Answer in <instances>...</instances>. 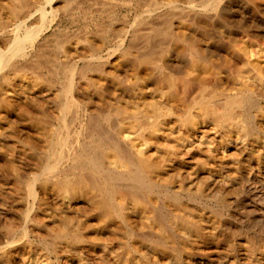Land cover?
<instances>
[{
    "label": "bare ground",
    "instance_id": "6f19581e",
    "mask_svg": "<svg viewBox=\"0 0 264 264\" xmlns=\"http://www.w3.org/2000/svg\"><path fill=\"white\" fill-rule=\"evenodd\" d=\"M112 1L115 0H0V8H7L5 16V11L0 9V124L7 123L9 127L5 128L13 130V140H24L21 141L22 145H26L24 148L28 147V150L37 149L38 146L35 140L22 135L25 131L15 127L18 117L14 113L17 111L24 124H29L30 129L40 133L39 138L43 141L55 133L50 130L54 128L55 121L60 122V127L69 130V124L82 117V113H79L81 105L85 103L87 107L83 112L84 120L79 121L80 129L73 130L78 140H72L68 132L67 137H62L65 133L59 134L57 131L55 135H60V138L57 136L59 139L52 140L51 143L56 144V147L51 145V152L46 153L47 163L43 161L44 166L33 165L37 171L31 174L29 169L31 177L26 172L30 165H16L23 168L22 172L19 170L22 173L20 177L24 175V180L30 177L25 182L21 181L23 178L17 180L19 172L17 167H13V154L7 153L8 156L5 153L9 162H13L12 166L8 162L1 164L0 161V193L16 191L19 195L17 186L20 188V183H23L28 193L25 196H30L28 212H25L28 214L21 229L17 227L20 225L15 227L14 223H11L14 227L9 225L8 228L10 222L4 224L2 220L6 231L0 234V264H38L30 258L33 257L30 255L33 249L30 237L45 234L41 233L42 230L39 232V227L43 225L41 214H52L48 213L52 204H57L59 211L66 208L71 213H68L71 215L69 218L63 212L69 220L63 218L61 228L51 230L45 225L42 228L45 230L44 227H47L45 232L52 237L53 245L49 243L50 246H53L58 257L65 258L66 264H82L81 258L71 256V250L75 248L72 246L73 241L82 239L86 234L100 233L95 234L99 239L100 259L105 255L101 248L106 250L105 253H112L114 244L109 245L110 239L106 240L108 238L105 239L103 235L110 233L109 238L119 239L122 243L124 235L121 233L124 234V230L121 224H129L135 233L134 238L140 241L137 251L143 261L151 260V264H159L160 258L171 257V239L174 240L177 233L184 237L187 228L190 233L198 232L193 219L191 223L185 222L182 215L172 213L171 200L178 206V211L180 207L190 217L192 212L189 211L193 208L189 209L191 207L188 208L187 204L184 206L180 196H217L219 193L215 185L228 175L221 172L228 166L224 165V158L230 156L229 159L233 160L230 162L238 170V151L245 153L248 163L241 166L247 173L243 176L244 181L250 183L253 179L254 182L259 177L261 186H264V162L252 165L246 149L250 142L264 148V41L261 39L264 35V19L260 23L243 19L245 22L234 23L237 30L222 31L218 35L207 34L201 29L209 27L210 16L224 14L225 7L231 5L226 0H116L121 1L122 6L129 7L128 12L134 8L136 11L141 10L127 26L128 19L125 22L124 18H117L118 15L113 14L116 3L113 5ZM74 5L91 8L98 14L93 19V30L84 31L81 35L85 39L82 43L84 47L87 43L86 48L92 50L91 57L86 59L85 54L79 51L78 56L74 55L68 40L63 41L60 42L59 56L55 54L59 57L57 66L54 63L57 57L53 55L52 61L45 53L49 38L45 39L43 35L55 25L69 35L79 22ZM157 14L163 16L161 21L154 17ZM103 45L106 47L105 56L99 51ZM75 57L82 60L83 64ZM48 62L52 66L47 70ZM60 67L66 69L64 73L69 69L71 76H65L67 82L62 84L64 91L60 89L65 99L57 103L59 107L63 104L62 114L58 116L48 103H44L43 98L54 92L53 77H57ZM45 70L49 72L48 75ZM90 74H95L96 78ZM101 80L103 82L99 83ZM16 83L35 93L37 99L29 100L34 110L20 106L19 99L9 98L12 91L16 90L11 88ZM86 83L93 89L91 96L98 100L85 102L81 93ZM2 111L7 114L1 115ZM68 114H71L69 121L66 118ZM237 121H240L238 124L242 125L243 132L255 127V137L251 141L248 134L236 138ZM240 129H236V132L242 131ZM80 135H83L82 139ZM49 139L47 142H50ZM4 141L1 143L0 140V146L9 144ZM163 141L170 144H163ZM171 142H174L172 146ZM44 143L48 146L46 141ZM9 148L13 150L11 146ZM42 150L46 152L45 148ZM21 152L25 156L28 153L26 149ZM258 156L260 160V154ZM192 159L205 160V167L198 176L201 174L210 178L215 174L210 172V168H215L217 176L212 179V184L210 181L211 185H207L206 190L198 192L183 183L185 168L194 169L193 166H186ZM9 166L15 168L12 169L13 173L18 172L15 180L9 179L13 187L4 178L11 170ZM219 171L221 173L217 174ZM174 179L180 181L177 187L172 184ZM153 198L158 199L159 203L154 202ZM51 209L55 211V208ZM58 214L55 215L59 217L61 214ZM147 214H151L152 221H155L153 224L167 227L166 233L162 230L165 236L154 231L158 229L156 225H148ZM54 218L56 220V217L51 220ZM92 218L99 222V229L95 225V229L91 226L94 224ZM171 218L179 224L180 231L178 228L176 232V229L169 228ZM53 225H56L55 222ZM17 228L21 234L15 232ZM132 240L136 243V240ZM126 249L129 251L130 247Z\"/></svg>",
    "mask_w": 264,
    "mask_h": 264
},
{
    "label": "rangeland",
    "instance_id": "374dc122",
    "mask_svg": "<svg viewBox=\"0 0 264 264\" xmlns=\"http://www.w3.org/2000/svg\"><path fill=\"white\" fill-rule=\"evenodd\" d=\"M115 1L114 2L112 1V4L116 3V6H115L116 10H114L113 14H117L118 16L115 15V17L117 16V18H121V17L124 18L125 22L128 19L127 20L128 21L127 22V26H128V23L130 21H132V18H134V16L137 13H139V12L141 13V10H137L136 11L135 8L132 9L133 11L131 10L130 12H128L127 10H130L129 7L122 6V2L121 1H119V2L118 1L115 2ZM226 1H227V3L231 4L230 7L232 6L231 7L232 9L230 7H225L226 10L224 11V14H222V13L218 14V17H217V15L210 16L209 17L210 19L208 18V22H209L208 26L209 27H206L207 28L206 30L205 29H201V32L204 31L207 34L208 33L209 34L212 33V34L218 35L222 31L226 32V31H229L230 29H236V26H234V25L237 24L240 21H242V22L250 21V22H259V23L263 22V19H264V2L263 1L264 0H259V1L258 0L257 1H254V0H226ZM75 6L76 5H74V7ZM4 8L5 7L1 6L0 9L1 10L3 9V11L7 10V8L6 9H4ZM74 11L77 14L79 22L76 24V26L74 25V27L72 28L73 31L71 33H69V35L66 32L61 31L60 30L61 28H59L58 26L56 27V25L53 28H50L49 30L45 31V33L43 35V37L45 39L49 38L45 53L48 54L47 57H50L49 59L50 60L52 59V61H54L53 58H52L53 55H54V58H55V57L59 56V54H60L59 53V50H60L59 48H61L60 47V45H61L60 42L62 43L63 41H67V40H68L67 43H68V45H69V47L71 49V53H73L74 55L78 56L79 55L78 53L81 52V53L85 54L84 57L86 59H89L91 57L90 53H91L92 50H91V48H88V49L86 48V47H88L87 43L85 44L86 46L84 47V44H82V43L84 42L85 39L83 40L81 35H83L82 33L84 31L93 30L92 29V28H94V23H93L94 20L93 19L97 18L98 14L95 13V11H93L91 8L89 10L88 8H86L84 6H79V7L76 6ZM0 13H2V11ZM6 13H7V11H5V14L3 13L4 16L6 15ZM124 16H126V18ZM154 17L155 18L157 17L158 21H161L162 18H163V16L159 17V14H157ZM221 18H224V19H221ZM243 19L244 20L246 19V20L244 21ZM231 20H232L233 23H231ZM169 21H171V19ZM85 27H86V29H85ZM170 28H171V26H170ZM52 34H54V35H52ZM78 36H80V38H82V39H80ZM262 37H261V39H263V41H264V37L263 38ZM100 44H102V42ZM99 51H100V54L105 56V52H106L105 45H103L99 49ZM55 54H57V56H55ZM45 59H46V57H45ZM56 59H58V60H56ZM56 59L55 60L57 62L54 61V63L57 66H59V62H58L59 61V57H57ZM75 60H79V62L81 64H83V61L80 60L78 57H75ZM51 63H53V62H51ZM48 65L49 66H48L47 70L50 68V65L52 66V64H49V62H48ZM47 70H45V71H46V74L48 75L49 72ZM58 70H60V71H58ZM58 70H57V73H58L57 77L56 76L53 77L54 78V83H53V85H54V90L53 91L54 92H52L48 96H45L43 98L44 99L43 101H44L45 104L48 103L50 108H53L51 110L56 115H58V116L60 115L61 116L62 113H60V112H62V109H63L62 105L63 104L61 103L60 107H59L58 104H60L59 102H61L59 100H62V98L65 97L64 93L61 92L62 90L64 91V89H63L64 86L63 85H64V83L67 82L65 76L67 74H68V76H71V72L68 69L69 73L68 72L64 73V70H66V69H63L61 67ZM45 71H44V73H45ZM63 73L65 75H63ZM90 75L93 76V77L95 76V74H93V75L90 74ZM94 78H96V76ZM102 80L99 81V83L100 82L102 83L103 82ZM96 83L99 84L98 82H96ZM97 84H95V85H97ZM19 85H17V83H16V84H14L11 87V88L16 89V90L12 91V89H10L12 91V93L13 92H15V93L14 94L11 93L9 98L10 99H14L15 98V99H17V101L19 99L18 103L20 104V106L34 110V107L30 104L31 101H29V100L37 99V97H34L35 93L33 91L24 89V87H22L21 84H19ZM85 86H86L87 89L85 88L84 90H82V93H81L84 96L83 99L85 100V102L89 103V101L91 102L92 100H98V98H95V97L91 96V93H93V89H90L91 86L88 85L87 83L85 84ZM28 87L30 88V86H28ZM56 89H58L59 92ZM60 89H61V91H60ZM57 93H59V95ZM60 94H62L63 97ZM88 94H89V96H88ZM57 95L60 96L61 98L57 97ZM64 99H63V101H64ZM51 103H53V105ZM83 104L81 105V108H80V110L82 112H80V110H79V113L80 114L82 113L80 115V116H82L81 119L75 120L73 124L70 123L73 126L72 125L70 126V124H69V130L66 127H64V126L60 127V122L59 121H55L54 122V124H55L54 128L55 129L53 128V129H50V130H52V131L54 130L53 132H55V133H57V131H59L58 132L59 134H63V133L66 134L68 132L70 134L69 137H71L72 140H74V138H75V140H78L76 138L77 133L74 134L73 130H76V129L79 130L80 129L79 128V126H80L79 124H80V122H82V119L84 120L83 112H84V109H86L87 107H86L85 103H83ZM54 105H55V107H54ZM2 112L3 113L1 115L7 114L4 111H2ZM71 114H68V117H66L68 119V121L70 120ZM14 116L18 117V118H16L17 124H14L15 127L18 126L20 129L25 131L22 135L30 137L32 140H35V142L38 144V146H37V149L36 148H33V149L29 148L30 150H28V147L24 148L26 146V145L25 146L22 145L23 144L22 142H24V140H21V139L17 140L19 142H16L15 140H13V138L11 137V135H13V134H11V132H13V130L11 131V128L6 129V128L9 127L7 125V123L4 124L3 122H1L0 126L3 124L2 127H0V136L1 137L3 136L2 137L3 139L0 137L1 143L4 141V139H6L7 141H4V143L5 142L7 144L9 143L11 148H13V150L10 149L9 148L10 147L9 144L7 145L8 147L6 146V144H4L5 146L3 144L0 146V154L3 151L2 152L3 155L1 154L2 156L0 157L1 158L0 159L1 164H4V163L8 162V164H10V166H12L14 164L13 167H17V166L19 167L21 164L24 163L26 165H30V168H28V169L26 168L27 175L30 174L28 172L29 169H30L31 174H34V172L37 171V168H35L36 166H38V165L40 166L41 164H42L41 166H44L45 165L44 163L45 162L47 163L48 157H46V155H47L46 153L49 152L52 147H56V144H54L55 145L54 146L51 142H52V140L59 139L60 135H57L58 133L56 135H55V133H53L52 135L55 137V139H54L53 136H50L51 134L48 131V134H50L49 135L50 137L48 136L47 139L50 138L49 139L50 142H47V139L43 140L44 142L46 141V143H48V146H46L45 143L42 140H40V138H39L40 133H37L34 129H30V125L29 124H24L25 123L24 120L18 116V111L14 113ZM239 122L237 121V124ZM28 125H29V127H28ZM239 125L240 124H238L236 126L238 128H235V133L237 134L236 138H237V136H238V138H240V137H242V136L244 137V136H246L248 134L247 137L249 139L251 137V139H250V141H251L252 137L253 138L255 137L254 136V132H253V129L255 127L253 129H251V130L248 129V132L246 130H244L245 132H243L242 125H240V127H239ZM3 127L4 128L6 127L5 131H4ZM240 128H242V129H240ZM236 129L237 130L240 129L242 131H237L236 132ZM6 130H8V131H6ZM9 130H10V132H9ZM244 133H246V134H244ZM65 134L61 135V136L62 137L63 136L67 137L68 134H66V135ZM57 136L59 138H56ZM79 137H80V139H82L83 135H80ZM263 138H264V133H263ZM39 140H40V142H42L44 144L40 143ZM49 143H51V144L49 145ZM163 144H170V142L167 143V141H165V142L163 141ZM172 144H174V142H171V146H172ZM41 145L42 146L45 145L46 147H48V150H47V148L45 146H44V148L46 149V152H45V150H42L44 148ZM51 145H52V147H51ZM23 149H26L27 152H28L26 156L24 154H22L23 152H21ZM246 149H248V151L245 150V152L247 151V153L250 154V155L248 154L249 155V162L252 165L257 166L259 161L264 162V151H262V149L264 150V148H262L258 144L256 145V144H252V142H250L249 146ZM5 153L6 154L8 153L10 155L13 154V157H15L13 159L14 163L12 161L9 162V159L7 157L8 154L6 155ZM244 154L245 153H243L242 151L241 152L238 151V155L239 156L237 155V158L240 159V160L238 159V162L240 164V165L238 164V170H237L236 166L235 165L233 166L232 163L230 162V161H233V160L229 159V158H231L230 156L224 158L225 159L224 160L225 161L224 162L225 166L226 165L229 166L231 164V166L235 167V168H232L231 166L229 168L228 166H226L225 168H223L221 170V172L224 171L225 174H228V175L230 174V175L229 176L227 175L226 176L227 178L225 177L224 181L219 182L222 186L219 183H217L215 185L216 186L215 188H216V190H218V193H219L217 196L216 195L213 196V194L197 195V196L191 197V198L189 196H187L186 194H183L182 196H180L181 197V201L185 203L184 206L188 205V208L191 207L189 209L193 208L191 211H189V212H192V214H191L192 216L190 215V217H189L188 216L189 213H187V212L185 213L183 210H181L180 207H179V211H178V206H176L174 204V202L171 200V204L173 205V206L171 205V208H172L171 211H173L172 213L174 215L175 214L176 215L179 214V216L182 215L181 218H183V220L185 222L187 220V221H189V223H191L192 222L191 220L193 219V222L194 221L196 222V226H197L198 232L196 234L195 233H190V231L187 230L188 229L187 228V229H185V236L184 237L180 236L177 233L175 239L174 240L171 239V257L170 258H168V257L160 258L159 261H158L159 264H264V186L263 187L261 186L262 184L259 182L260 181L259 177H256V179H254L256 182L255 181L253 182V179L250 181V183L244 181V179H243L244 177L243 176H245L247 173H244L245 170H244L243 167H244V165H247V163H248V160L246 159L247 155L244 156ZM258 154H260V160H259ZM241 156L242 157L244 156V157L242 158ZM192 160L186 166L187 167L189 165L193 166L194 169L185 168V170H184L185 172L182 173L184 175L183 183L185 184V186H190L194 190H198V192L203 190V189L206 190L205 188L207 187V185L210 186L212 184V179L217 176V175H215L216 174L215 168L214 167L210 168V172H214L215 173L214 176L212 175V176H210V178L206 177V176H204L205 177L204 178L203 175H201V174L198 176V173L201 172V169L205 167L204 166L205 165V160L203 159L204 163H203L202 159H200V160L199 159L198 160L197 159H195V160L192 159ZM43 161H45V162H43ZM11 162L13 164H11ZM194 162H195V164H194ZM261 164H263V163H261ZM33 165H36V166H33ZM10 166H9V169L12 170L13 167H10ZM241 166H243V167H241ZM20 168H18V172L19 173L16 171L18 174L16 172L13 173L14 172L13 170H15V168L12 171L9 170V173H10V171L12 173H10V174L8 173V175H11V176L7 175L8 177L7 176L4 177V178H6V180L8 179L7 182H9L10 181L9 179H11V178H12L11 181H13V179L16 177L15 174H17V177L19 175V177H18L19 179H17V180H20L21 178L24 177V175H23V177H22V175L20 177V174H22V173H20V171L22 172V170H23V168H21V169ZM31 169H32V171H31ZM38 169H39V167H38ZM241 171H243V173ZM221 172L219 171V172H217V174L218 173L220 174ZM31 174L29 175L30 177H31ZM27 177H25V180H24V178L21 179V181L25 182L28 178H30V177H28V178ZM21 181H19V183ZM210 181H211V184H210ZM178 183H180V181L178 179H174L172 184L175 187H177L176 185H178ZM10 185H11V187H13V182H12V184L10 183ZM22 187L25 188V185L23 183H20V188H19V185L17 186V192H18V190H20L19 191V193H20L19 195L16 194L15 190H13L15 192L10 193L11 195L9 193H7V192H1L0 193V194H2V195H0V198L3 201L1 199L0 200H1V202L4 203V204H2L0 202V214H2V216L0 217L1 218L0 219V223L2 224V222H3L2 220L3 219H4V224H5V222L6 223L10 222L8 224V226L6 225L8 228H10L9 225H11V227H14L15 225H20V226H17V227H19L21 229L22 222L25 220V217H26L25 215L28 214V213L25 214V212H28L27 209L29 208V205L27 204V202L30 201V196H29V198H28V196H25L28 193L26 192V188L24 190ZM220 190H221L222 194H221ZM17 197H18V199H17ZM23 197H25L27 199H25V198L23 199ZM19 199L21 200V202L19 201ZM154 199L155 198H153L152 200H154ZM25 200H26V202H25ZM14 201H16V203ZM18 201H19V203H21L20 206L18 205L19 204ZM155 201H157L159 203L158 199H155L154 202ZM22 203H23L24 206L22 205ZM156 203H154V204H156ZM158 203L156 205H159ZM174 205H175V208H174ZM11 207H12V209H11ZM51 208H55V211L58 210V212L56 211V213H55L54 209H51ZM56 208H58L57 204H52V207L50 205V210L48 212L49 214L52 212V214L54 215L52 217H56V220H55V218H54V220L52 219L55 222L56 225H53L54 222H52V220H51L52 217L50 215H52V214H50L48 216V214H46L47 212L46 213L44 212V214H46V215L41 214V219H42L41 222H42L43 225L41 224L42 227H39L41 229H39L40 231L39 230L38 231L41 232V230H42L41 233H45L46 235L45 234H43V235L41 234V236H44V237L33 236V235L30 237V239L32 241L31 242L32 243L31 246L33 248V249H31L32 253L30 252V255H32L33 257L30 256V258H32L31 259L32 261L34 260V263H38V264H66L65 263L66 262L65 258H60L55 253V250H54V248L52 246L53 245L52 244V237L47 235L48 233L45 232L47 230L46 229L47 227H48V229L51 228V230L52 229L57 230V228L58 229L61 228L62 225H63L62 222H64L63 218H65V219L67 218L66 220H69V218L71 217V215H69L71 213H69L66 210V208H65L66 211L64 210V208H62V211L60 210L61 213L59 211V208L58 209H56ZM174 209H176L177 211H175ZM14 210H15V212H14ZM3 211H5L6 214ZM182 211L184 213H182ZM10 212L11 213L12 212L15 213L16 215L13 214V216H12ZM63 212L65 214L69 213L68 214L69 218L67 216L65 217ZM55 214L64 215V217L60 215L61 216V220L62 219L63 220L61 221L59 219L60 216L58 217ZM7 215H8V217L9 216L10 217L8 218ZM11 216H12V218L16 217L15 219H17V218L18 219L17 220H15V219L13 220L11 218ZM148 216H149V218L147 220V222H149L148 225L149 224L151 226H155L156 225L155 227H158V224H156V223L153 224L152 223V222H155V221H152L153 218H151L152 217L151 214H149ZM184 217L185 218L187 217V218L185 219ZM6 218H7L8 222L6 221ZM149 219H151V221H149ZM91 220H92L91 221L92 224L94 223L91 226L95 229V227H94V225H95L96 229H99V225L100 224L97 221V219L96 218H92ZM57 221L61 222V223H59L60 225L58 224ZM172 221H173V224L175 223L174 225L172 224ZM11 223H14L13 224L14 226ZM1 224H0V234L1 233L3 234L4 231H6V229H5V225H3V224L1 225ZM176 224L178 226H175ZM44 225L47 226V227H44L45 230L42 229ZM128 225L129 224H121L120 225L121 229L124 230V234L123 233H121V234H122V236L124 235L126 237V238H124V236H123V240H122L123 244L120 243L119 239H116V238L112 239L111 236L109 238L108 235H110V233H107V234L105 233L103 235V237L105 239L108 238L106 240L110 239L111 241H113V242H111L109 240V245H111V246H112V244L115 245V247H114V245L112 246L113 247L112 249L113 250L116 249V251L118 250V252L116 254H115V252H116L115 250H114V252L112 250L113 254L111 252H110L111 253L110 254V253H108L109 251H107V253H105L106 250H104V248H101V249H103L102 252L105 255H104V257L102 259L99 258L98 254H101V253H99L100 252V250H99L100 246L97 245V241L99 242V239L96 237L97 235H95L98 232H95L93 235L92 234H86L82 239L77 240V241H73V243H72L73 245L72 246L75 247V248H73L71 250L72 251L71 252V256H74L75 258H78V259L81 258L80 260L82 261V264H147V263L151 264L152 263L151 260H149V262L143 261V258L141 257L140 253L137 251L138 246L140 244V241H138V240H136L134 238V234L135 233H134V231L131 228H129L130 225L129 226ZM168 225H170V222H169ZM97 226H98V228H97ZM178 227L180 228L179 224L174 219L171 218V225H170L169 228H171L173 230L176 229L175 230V232H176L178 230L180 231V229ZM19 228H17V230L15 231L17 234H21L19 232V230H20ZM166 228H167L166 226L162 227L161 225H159V227H158L159 230L155 228L154 231H156L159 234L163 235L164 233H162V230H164V232L166 233V231H165ZM177 228H178V230H177ZM152 229H153V227H152ZM200 229H201V231H200ZM125 231H126V233H125ZM101 234H102V232H101ZM98 235H100V233H98ZM114 235H116V234H114ZM117 235H120V233L117 234ZM165 235H163V236H165ZM18 237H20V235H18ZM132 239H134V241L136 240L135 241L136 243H134ZM106 240H104V241L107 242ZM114 240L116 242H114ZM118 240H119V242H118ZM128 241H130V242H128ZM49 243L52 244V245L50 246ZM107 243H105V244L107 246H109ZM110 243H112V244H110ZM125 243H127L129 246L128 245L126 246ZM148 243H150V242H148ZM117 245H119V246L117 247ZM123 246H124V248H123ZM129 247H130V249L128 251L126 248H129ZM9 249H10V247H9ZM76 249H77V251H76ZM73 251H75V252L73 253ZM123 251H124V253H123ZM125 251H128V253L125 252ZM75 254H76V256H75ZM115 255H117V256H115ZM35 259L38 260V261H36Z\"/></svg>",
    "mask_w": 264,
    "mask_h": 264
}]
</instances>
